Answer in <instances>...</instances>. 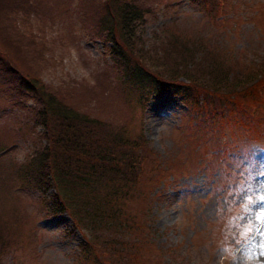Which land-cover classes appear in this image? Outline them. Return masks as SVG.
<instances>
[{
    "label": "rangeland",
    "instance_id": "obj_1",
    "mask_svg": "<svg viewBox=\"0 0 264 264\" xmlns=\"http://www.w3.org/2000/svg\"><path fill=\"white\" fill-rule=\"evenodd\" d=\"M138 1L146 10L138 30L141 45L160 52L154 55L157 74L181 69L176 52L161 46V36L183 38L189 50L193 45L214 47L231 74L264 67V0H210L203 6L197 0ZM38 6L40 15L28 10L27 24L14 15L18 32L0 12V51L12 53L25 76L63 93L79 112L122 126L130 139L146 146L148 154L139 166L140 197L128 208L145 209L162 264H264V147L248 140L257 135L246 131L247 125L253 130L254 121L246 118L238 130H230L218 119L216 125L226 126L224 133L242 157L208 163L206 154L217 143L200 97L195 103L196 98L170 91L152 96L150 86L139 94L136 84L108 63L99 39L89 36L94 17L99 20L91 5L73 0L85 18L62 17L63 0H37ZM32 105L10 89L0 90V145L12 149L0 157L1 264H76L84 232H72L67 214L47 215L41 208L45 194L27 191L18 169H12V161L24 156L32 140L19 125L16 108L26 112ZM221 149L230 156L226 145ZM152 167L157 177L165 171L160 181L150 180L156 174ZM11 240L16 246L10 247Z\"/></svg>",
    "mask_w": 264,
    "mask_h": 264
},
{
    "label": "trees",
    "instance_id": "obj_2",
    "mask_svg": "<svg viewBox=\"0 0 264 264\" xmlns=\"http://www.w3.org/2000/svg\"><path fill=\"white\" fill-rule=\"evenodd\" d=\"M80 1L91 5L99 16L97 22L94 17L89 36L99 39L110 58L108 63L122 70L124 77L136 84L139 94L145 86H150L152 96L170 91L183 98H196L195 103L200 97V103L207 105L206 116L213 134L210 136L216 137L217 143L206 154L208 163L222 157H242L237 144L224 133L226 126L216 125L218 119L222 124L227 123L230 130H238L244 119H252L253 130L247 125L246 131L248 135H257V140H248L261 142L264 147V140H259L264 133V67L248 68L240 76L231 74L230 65L221 62L213 52L214 47L193 45L189 50V41L161 36V46L176 52L181 69L157 74L154 70L160 69L154 55L160 52L145 50L138 34L146 17V10L138 0ZM197 1L198 6L210 2ZM63 4L62 17H86V12L74 9L73 0H63ZM36 6L37 0H0V12L6 14L14 32H18L14 15L27 24L31 16L28 10L34 8L40 15V7ZM214 13L220 15L219 10ZM30 39L31 35L27 42ZM12 57V53L0 51V90L10 89L15 97L33 104L26 112L16 108L19 125L26 127L32 140L24 156L12 161V169H18L17 175L27 191L45 194L41 196V208L47 215L67 214L72 232H84V242L79 245V253L74 254L75 263L162 264V251L149 236L150 220L145 209L128 208L140 197L139 166L148 154L146 146L138 139H130L122 126L79 112L63 93L42 84L38 77L25 76ZM210 136L205 143H210ZM225 145L231 150L230 156L221 149ZM7 148L0 145V157L12 150ZM153 167L151 172L156 173ZM164 174L165 171L157 177L156 173L150 180L160 181ZM97 240L102 243L96 244ZM3 242L0 239V244ZM13 246L16 241L11 240L10 247Z\"/></svg>",
    "mask_w": 264,
    "mask_h": 264
}]
</instances>
